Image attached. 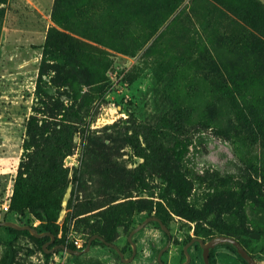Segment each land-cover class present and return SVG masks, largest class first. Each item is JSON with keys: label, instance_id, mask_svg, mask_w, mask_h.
<instances>
[{"label": "rangeland", "instance_id": "obj_1", "mask_svg": "<svg viewBox=\"0 0 264 264\" xmlns=\"http://www.w3.org/2000/svg\"><path fill=\"white\" fill-rule=\"evenodd\" d=\"M261 12L252 0H0V222L44 232L28 212L6 214L1 206L17 176L47 39L83 52L91 81L71 155L47 158L62 163L68 177L61 239L45 257L32 239L2 226L0 261L159 264L170 241L162 260L182 264L194 224L174 214L170 237L157 222L133 236L129 263L95 240L80 256L52 247L68 246L69 236L87 243L100 211L132 201L114 241L129 259L130 232L148 218L145 208L153 205L154 215L156 203L174 197L167 182L174 175L189 181V203L206 223L242 227L228 204L250 178L264 182V39L245 22ZM176 140L189 142L180 162L169 155ZM258 202L264 195L248 204V222ZM224 249L214 248L216 264H236ZM251 251L264 264V238L253 240ZM189 253L190 264H203L198 243Z\"/></svg>", "mask_w": 264, "mask_h": 264}, {"label": "trees", "instance_id": "obj_2", "mask_svg": "<svg viewBox=\"0 0 264 264\" xmlns=\"http://www.w3.org/2000/svg\"><path fill=\"white\" fill-rule=\"evenodd\" d=\"M252 1L261 7V16L256 17L253 13H248L245 22L250 29L264 39V6L258 0ZM90 85L89 64L83 52L74 50L72 47L64 48L57 41L48 38L42 47L32 113L25 124L23 153L10 199V210L6 214L23 216L28 212L34 220L40 222L44 232H49L56 238L61 230L57 222L68 189V177L62 168V163L59 164L55 161L56 159L52 161L47 158L50 154L57 155L58 160L62 162L71 155L74 134L78 127L83 125L89 112L86 107L89 101L85 95V89ZM188 150L189 142L176 140L174 146L169 149V155L175 162H180L185 158ZM138 156L143 157L141 153H138ZM167 182L174 197L167 200V203L164 199V203H156L158 208L154 215H151L154 210L153 205L145 208L147 212H150L148 217L155 216L168 226L169 218L171 214H174L194 224V236H189L190 241L193 238L211 240L223 235L232 237L240 242L257 261L254 252L251 251V246L253 240L259 241L264 238V203H257L256 208L252 210L253 219L250 222L247 220V215L245 216V211L248 204L264 195V182L250 178L238 193L232 196L228 204L234 205L233 209L240 218L242 227L230 223L223 225L206 223V214L194 210L189 203L192 192L189 181L183 175H174ZM133 204L132 201L120 202L100 211L96 215V220L90 225V238L99 235L107 242L114 244L117 230L123 226L122 216L126 214L125 206ZM165 205L168 206L165 207ZM247 223L251 224L250 229L245 227ZM5 229L10 234L32 239L45 257L50 256L43 248V245L50 241V237L37 239L28 231H19L9 227ZM58 242L59 245L64 244L63 241ZM93 244L106 246L98 239ZM224 245L236 254L241 262L247 264L233 246ZM54 246L56 244L52 247ZM68 247L76 249L73 244H69ZM108 248L120 259L113 248ZM210 259L212 264H216L214 249L210 252ZM0 264H13V262L2 260Z\"/></svg>", "mask_w": 264, "mask_h": 264}, {"label": "water", "instance_id": "obj_3", "mask_svg": "<svg viewBox=\"0 0 264 264\" xmlns=\"http://www.w3.org/2000/svg\"><path fill=\"white\" fill-rule=\"evenodd\" d=\"M151 222H157L160 227L162 228V230L170 237V230L168 229V227L157 217L155 216H151L146 218L141 224H139L136 228H134L129 236H128V242L133 246V251H132V256L129 259H125L124 257V253L121 251V249L112 243L107 242L103 237L99 236V235H94L92 236L88 242L87 245L85 247V249L83 250H76V249H71L66 245H57L55 246V249H62L64 251H66L69 254L75 255V256H80L86 252H88L91 248L92 242L96 239L100 240L102 243H104L106 246L113 248L119 255L120 259L125 262V263H129L130 261L133 260L135 253H136V244L133 241V236L138 233L139 231H141L143 228H145L149 223ZM5 226V227H9V228H13L19 231H28L32 236H34L37 239H42L44 237H50V241H48L47 243H45L43 245V248L45 249V252L47 254L53 252L54 250H46V247L50 244H53L56 240V237L49 233V232H43L40 233L35 227L30 226V225H21L12 221H2L0 222V227ZM195 243H198L202 249V260L204 264H212L211 263V259H210V252L211 250H213L214 248L223 245V244H229L231 246H233L237 253L242 257V259L247 263V264H260L258 263V261H256L252 255L250 253H248V251H246V249L241 245L240 242H238L236 239L229 237V236H217L212 238L211 240L205 242L203 239L201 238H193L190 242H188L185 247H184V253L186 256V261L182 264H190L191 262V254L189 253V248L194 245ZM170 246V241L169 243L160 250V252L158 253V257H157V261L159 264H166L163 260H162V256L164 254V252L169 248Z\"/></svg>", "mask_w": 264, "mask_h": 264}, {"label": "built area", "instance_id": "obj_4", "mask_svg": "<svg viewBox=\"0 0 264 264\" xmlns=\"http://www.w3.org/2000/svg\"><path fill=\"white\" fill-rule=\"evenodd\" d=\"M12 194H13V188L11 189L9 195H7L6 199L4 200V203L1 206V210L4 213L5 212L8 213L10 210V199H11ZM57 238L61 239V234H59ZM67 240L75 246L76 250H83L87 245L86 241H83L82 239H79V238L71 239V237L69 236ZM49 264H57V262H54L53 260H51Z\"/></svg>", "mask_w": 264, "mask_h": 264}, {"label": "crops", "instance_id": "obj_5", "mask_svg": "<svg viewBox=\"0 0 264 264\" xmlns=\"http://www.w3.org/2000/svg\"><path fill=\"white\" fill-rule=\"evenodd\" d=\"M262 3H263V5H264V0H260ZM223 255H225V256H227V257H230V258H232V260H234L235 261V263L236 264H240V261H238L237 259H236V254H234L229 248L228 249H224V251H223Z\"/></svg>", "mask_w": 264, "mask_h": 264}]
</instances>
